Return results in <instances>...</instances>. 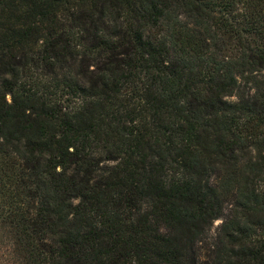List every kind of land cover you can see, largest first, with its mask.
I'll return each instance as SVG.
<instances>
[{"label": "trees", "instance_id": "16d2710c", "mask_svg": "<svg viewBox=\"0 0 264 264\" xmlns=\"http://www.w3.org/2000/svg\"><path fill=\"white\" fill-rule=\"evenodd\" d=\"M0 264H264V0H0Z\"/></svg>", "mask_w": 264, "mask_h": 264}, {"label": "rangeland", "instance_id": "374dc122", "mask_svg": "<svg viewBox=\"0 0 264 264\" xmlns=\"http://www.w3.org/2000/svg\"><path fill=\"white\" fill-rule=\"evenodd\" d=\"M220 223H221V220H216L214 222L213 227L211 228L210 233H209L210 237L214 236V234L216 233L217 227L219 226Z\"/></svg>", "mask_w": 264, "mask_h": 264}]
</instances>
